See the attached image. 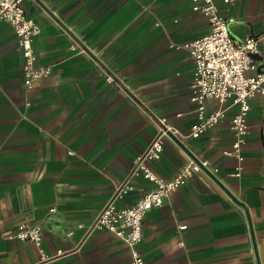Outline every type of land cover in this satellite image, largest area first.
<instances>
[{
    "label": "crops",
    "instance_id": "obj_1",
    "mask_svg": "<svg viewBox=\"0 0 264 264\" xmlns=\"http://www.w3.org/2000/svg\"><path fill=\"white\" fill-rule=\"evenodd\" d=\"M24 4L41 26L36 62L52 73L27 86L18 34L0 23V264H130L124 240L88 225L162 117L170 127L157 170L170 177L192 156L209 165L147 212L144 264H264V94L250 99L240 157L224 153L240 111L232 99L207 98L203 114L225 116L191 135L200 117L184 43L210 28L192 0ZM218 4L236 38L264 34V0ZM260 54L264 70V42ZM148 185L137 177L119 204ZM23 218L42 226V248L10 235Z\"/></svg>",
    "mask_w": 264,
    "mask_h": 264
},
{
    "label": "built area",
    "instance_id": "obj_2",
    "mask_svg": "<svg viewBox=\"0 0 264 264\" xmlns=\"http://www.w3.org/2000/svg\"><path fill=\"white\" fill-rule=\"evenodd\" d=\"M223 1L230 3L235 0ZM24 2L25 0H0V23L8 22L15 28L24 57V82L32 87L52 73V66L36 62L33 40L40 34L41 26L34 17L28 15ZM192 8L206 17L210 28L205 34L184 43V47L195 62L191 100L196 104L200 117L193 124L191 135L199 136L208 125L217 124L225 116L224 109L204 115L207 98H215L220 102L232 99L234 103L240 105V111L231 117L230 126L234 132V141L232 147L226 149L224 153L240 157L248 132L247 114L250 99L264 94V70L259 69V63L253 56L261 52L264 34H249L243 38H236L229 28V19L222 13L218 0H192ZM107 80L111 82L115 77L108 74ZM167 127H170L167 117L160 118L158 134L134 158L128 172L95 220L88 225L89 232L109 230L124 240L130 248V264L145 262L140 245L143 238V221L147 212L154 206L162 205L173 191L185 184L195 173L205 171L209 165L208 160H197L192 156L170 177L159 172L156 163L165 152L163 137L167 134ZM137 177L145 178L149 183L148 187L135 203L120 205V199L134 189ZM10 235L30 240L42 248L44 239L42 226L29 218L20 220Z\"/></svg>",
    "mask_w": 264,
    "mask_h": 264
},
{
    "label": "water",
    "instance_id": "obj_3",
    "mask_svg": "<svg viewBox=\"0 0 264 264\" xmlns=\"http://www.w3.org/2000/svg\"><path fill=\"white\" fill-rule=\"evenodd\" d=\"M253 56L255 57V58H257V59H261L262 58V56H261V54L260 53H255V54H253ZM261 68V67H260ZM259 68V69H260Z\"/></svg>",
    "mask_w": 264,
    "mask_h": 264
}]
</instances>
